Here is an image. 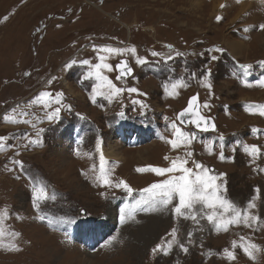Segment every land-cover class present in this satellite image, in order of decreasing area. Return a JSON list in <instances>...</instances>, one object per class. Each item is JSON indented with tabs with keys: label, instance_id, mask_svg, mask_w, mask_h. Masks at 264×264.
Returning a JSON list of instances; mask_svg holds the SVG:
<instances>
[{
	"label": "rangeland",
	"instance_id": "obj_1",
	"mask_svg": "<svg viewBox=\"0 0 264 264\" xmlns=\"http://www.w3.org/2000/svg\"><path fill=\"white\" fill-rule=\"evenodd\" d=\"M215 1L0 0V137H9L0 156V210L8 212L3 221L6 232L19 233L14 240L9 235L3 238L18 250L0 247V264H264V223L217 231L203 214L196 221L177 216L176 200L167 206L157 204L155 210L136 206L147 195L143 189L171 175L137 169L166 168L172 159L191 151L188 167L194 168L196 158L213 175L225 173L218 183L224 182L226 197L241 209L255 198L251 211L264 222V116L259 114L264 105L259 81L264 76L256 77L264 70V29L259 27L264 24V0H219L217 7ZM257 34L263 38L259 42L254 39ZM92 40L100 44L92 47ZM167 43L174 47L169 49ZM130 47H135V54L102 51ZM217 47L224 51H215ZM100 55L107 56L106 62L115 69H105L104 74H111L118 87H135L138 92L125 90L115 103L105 99L104 107L93 103L90 91L97 80L85 78L90 65L81 61L100 63ZM213 55L218 59L212 60ZM137 57L145 63H138ZM123 59L131 62L133 71L117 80L116 66ZM73 60L76 63L67 67ZM241 64L252 68L245 74ZM208 68L211 89L204 85ZM178 80L186 86L179 87L177 95H168L164 85ZM50 89L67 91L75 100L68 116L49 121L35 114L32 101ZM197 94L201 112L214 118V131L200 132L178 119ZM12 106L15 112L9 116L21 122L4 125ZM172 121L196 133L190 146L173 149L167 142L173 138ZM135 126L144 129H136L139 145L132 136ZM39 129H44L39 136L42 145L30 143ZM75 129L82 131L81 141L71 148L73 137L65 134ZM208 141L213 142L211 152ZM221 144L224 160L219 159ZM252 144L261 148L256 158L244 151ZM138 153L148 154L149 163L136 158L124 165L119 160ZM101 155L112 181H126L135 188L131 194L95 179ZM33 185L45 186L55 199L41 202L37 210ZM60 228L74 231L73 237ZM173 228L179 243L167 254L154 253L158 244L172 239ZM241 237L260 245L255 260L240 247L234 249L235 260L227 258L224 250H233L232 242L239 244Z\"/></svg>",
	"mask_w": 264,
	"mask_h": 264
},
{
	"label": "snow or ice",
	"instance_id": "obj_2",
	"mask_svg": "<svg viewBox=\"0 0 264 264\" xmlns=\"http://www.w3.org/2000/svg\"><path fill=\"white\" fill-rule=\"evenodd\" d=\"M225 5H221L224 7ZM222 17L218 16L217 19H221ZM259 27L264 29V24H260ZM169 47H171L169 45ZM103 52L108 54L115 55H123L124 53L135 54V47L130 48H104ZM211 51V50H210ZM215 51L223 52V48L217 47ZM153 56H158L160 53L153 52ZM180 55V53H177ZM107 56L100 55V63L91 64L88 60H83L81 63L85 65H90L87 76L85 77H95L98 81L97 85L93 88L91 93L92 102L95 103L98 96L105 97L109 101H111L114 97L120 95L125 90L130 93L138 92V89L135 87L124 89L118 87L108 76L104 74V70L111 72L115 69L110 63H107ZM171 59V57H168ZM212 60H217L218 57L213 55L211 57ZM138 63H145L144 58L137 57ZM76 61L73 60L71 64L67 65V67H71L72 64H75ZM264 63V62H262ZM119 69V75L116 77L117 80H121L126 76L132 74V69L129 67L127 60L121 61L117 66ZM240 68L244 70L245 74H247L248 70L252 68L251 64H241ZM207 75L204 76V85L211 89L212 84L209 81V76L211 75V69L208 68ZM233 75H236L233 72ZM245 83H247L245 81ZM259 83L264 86V81H259ZM186 86L182 80H178L176 82L169 84H165V91L168 95H177V89L179 87ZM63 100V93H57L53 96L50 92L44 91L40 93L35 100L32 101V104L42 105L45 109L52 108L53 104L60 105ZM133 104H140L141 107H147L143 101L133 100ZM64 107L70 109L71 105H64ZM204 108L210 107L208 104L203 105ZM250 107L255 108L256 105H251ZM261 109L259 114L264 116V105H260ZM15 112V109L13 110ZM61 112V107L57 106L52 108L50 112H46L45 118L49 121H54L59 118ZM23 115H27V113H23ZM123 115V113H121ZM190 117V119H185ZM7 121L13 123H19L21 121L17 120L15 116H5L4 118ZM167 119V118H166ZM178 119L180 123H191L194 124L197 129H200L203 132H207L209 130H215L216 125L212 121L210 117H206L201 114L198 106V96H193L188 104V106L179 113ZM24 123H30V121L24 120ZM35 127V125H33ZM171 128L173 130V138L168 139V143L172 146L173 149H178L182 146H190L192 142L196 139L195 132H186L183 128L177 124L176 121L171 122ZM44 131V129H39L36 133L37 138L31 140L30 143L35 145H42V141L39 139L40 134ZM254 131H259L258 129H254ZM5 137H0V150H3ZM220 139L223 140V136H220ZM206 147L209 152L213 150V142L208 141ZM221 151L219 154V159L224 160L226 157L223 152V145L221 144ZM235 151V149H233ZM244 151L249 153L253 158H256L261 154V148L258 145H245ZM193 153L191 151L185 152V157H176L171 160V164L169 167L162 168L156 167L152 165H148L146 167L138 168L137 171L145 172L152 171L158 175L171 174L165 180H162L157 183L151 184L148 188L143 189V192L146 193V196H142L140 200L136 202V206L139 205H149L148 210H155V206L157 204L162 206H167L173 203L174 200L177 201L174 211L177 216H182L185 218H190L194 221L197 220V215L203 214L206 219L214 225L217 231L223 230L228 231L229 227L232 225H241L243 224L246 227L253 228L254 226H258L260 223H264L261 221V217L252 213V209L256 208L255 198L250 200L246 206V208H239L233 201L228 199L225 195L227 189L225 187L224 182L218 183L225 173H221L219 175H213L212 169L206 167L204 164L193 161L194 168L188 167L189 159L192 157ZM165 159H169V157H165ZM23 167L22 162L17 161ZM104 157L101 155V165L99 174L95 176V179L105 185L114 186L117 188H124L129 194L132 193L133 189L130 185L124 181L120 180L118 182H113L111 179L110 173L105 169L104 166ZM95 167V166H94ZM264 171V169H261ZM179 172L180 175H175V173ZM259 191V189H257ZM33 193H34V206L37 210L40 209L41 202L52 199H55L54 195H50L46 190V187L43 185H33ZM199 206V207H197ZM8 212L7 209L0 210V247L9 248L12 250L16 249V244L12 241L5 243L4 237L5 235H9L13 238L18 236L19 233L15 232H6L3 221L7 217ZM130 217V213L128 214ZM126 218L125 214L121 215V220L123 221ZM198 222V221H197ZM172 239L167 242V244H158L156 248L153 249V252L161 251L167 254L171 251L174 244H178L177 229L173 228L171 232ZM115 239V237H113ZM179 246L187 252L188 249L184 247L183 244H179ZM236 247H240L243 252L250 257L252 260H255L256 253L260 251V245L251 241L249 238L241 237L240 243L238 244L236 241L232 242V249H225L224 252L228 259L235 260L236 254L234 249Z\"/></svg>",
	"mask_w": 264,
	"mask_h": 264
},
{
	"label": "bare ground",
	"instance_id": "obj_3",
	"mask_svg": "<svg viewBox=\"0 0 264 264\" xmlns=\"http://www.w3.org/2000/svg\"><path fill=\"white\" fill-rule=\"evenodd\" d=\"M218 3H219V0H216L215 2H214V6H218ZM255 39V41L256 42H259V41H261L263 38H262V36L261 35H259V34H257L256 35V37L254 38ZM119 70V69H118ZM199 103V102H198ZM189 104V103H188ZM188 104H187V106H188ZM182 110H184V109H182ZM178 116H179V114H178ZM205 116V115H204ZM206 117H209V116H206ZM211 118V117H210ZM187 119H190V117H188ZM212 119V118H211ZM212 121H213V119H212ZM214 122V121H213ZM194 127H195V125L194 124H192ZM139 155H136V154H133V157L132 158H122L123 156H121V158L119 159V160H121L122 162H123V164L124 165H127V163H128V161L130 160V159H136V158H139V160H138V163H141V162H143V161H145L146 163H149L148 161L150 160V158L151 157H145L146 155H148V154H145V153H138ZM129 155H130V153H129ZM118 158V157H117ZM116 158V159H117ZM121 162V163H122ZM136 163V162H135ZM118 171V170H117ZM135 171V170H134ZM130 172V171H129ZM128 172V173H129ZM131 173V172H130ZM125 175V174H124ZM126 176V175H125ZM124 176V177H125ZM118 194V193H117Z\"/></svg>",
	"mask_w": 264,
	"mask_h": 264
},
{
	"label": "water",
	"instance_id": "obj_4",
	"mask_svg": "<svg viewBox=\"0 0 264 264\" xmlns=\"http://www.w3.org/2000/svg\"><path fill=\"white\" fill-rule=\"evenodd\" d=\"M196 96H198V95H196ZM191 100V99H190ZM190 100H189V102H190ZM198 102H199V98H198ZM198 106H199V111L201 112V110H200V103H198ZM202 114V113H201ZM203 115V114H202ZM212 118V117H211ZM185 119H187V118H185ZM213 119V118H212ZM214 120V119H213ZM184 125H188V123H183ZM216 129V128H215ZM200 130V129H199ZM209 131H212V130H209Z\"/></svg>",
	"mask_w": 264,
	"mask_h": 264
}]
</instances>
